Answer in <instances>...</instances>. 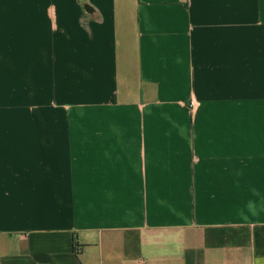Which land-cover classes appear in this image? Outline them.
<instances>
[{
    "label": "crops",
    "instance_id": "1",
    "mask_svg": "<svg viewBox=\"0 0 264 264\" xmlns=\"http://www.w3.org/2000/svg\"><path fill=\"white\" fill-rule=\"evenodd\" d=\"M0 264H264V0H0Z\"/></svg>",
    "mask_w": 264,
    "mask_h": 264
}]
</instances>
